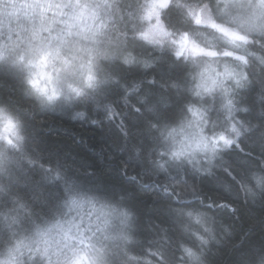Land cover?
Here are the masks:
<instances>
[{"label": "clouds", "instance_id": "obj_1", "mask_svg": "<svg viewBox=\"0 0 264 264\" xmlns=\"http://www.w3.org/2000/svg\"><path fill=\"white\" fill-rule=\"evenodd\" d=\"M0 264H264V0H0Z\"/></svg>", "mask_w": 264, "mask_h": 264}]
</instances>
